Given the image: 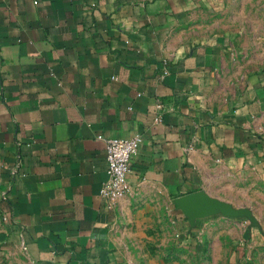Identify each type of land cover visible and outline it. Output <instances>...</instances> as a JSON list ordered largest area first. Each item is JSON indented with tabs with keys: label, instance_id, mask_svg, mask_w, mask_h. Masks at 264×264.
Listing matches in <instances>:
<instances>
[{
	"label": "crops",
	"instance_id": "0c3cea01",
	"mask_svg": "<svg viewBox=\"0 0 264 264\" xmlns=\"http://www.w3.org/2000/svg\"><path fill=\"white\" fill-rule=\"evenodd\" d=\"M201 1L0 0L1 252L111 264L130 195H101L99 134H141L131 193L154 184L175 204L216 163L264 169V90L219 98L224 42L185 36ZM174 219L192 223L178 207Z\"/></svg>",
	"mask_w": 264,
	"mask_h": 264
},
{
	"label": "rangeland",
	"instance_id": "374dc122",
	"mask_svg": "<svg viewBox=\"0 0 264 264\" xmlns=\"http://www.w3.org/2000/svg\"><path fill=\"white\" fill-rule=\"evenodd\" d=\"M185 26L187 37L224 42L217 92L225 104L255 86L264 90V0H202ZM263 170L257 159L208 168L199 191L243 212L227 215L213 208L185 223L184 232L174 219L177 204L156 185H143L127 198L111 264H264ZM0 264L34 263L13 249L0 251Z\"/></svg>",
	"mask_w": 264,
	"mask_h": 264
},
{
	"label": "built area",
	"instance_id": "2783aa9c",
	"mask_svg": "<svg viewBox=\"0 0 264 264\" xmlns=\"http://www.w3.org/2000/svg\"><path fill=\"white\" fill-rule=\"evenodd\" d=\"M162 106V103L158 104L159 109ZM97 137L105 143L108 174L101 188V195L110 202L124 200L132 192L128 180L130 162L140 150L144 138L141 134L129 138L106 137L102 134Z\"/></svg>",
	"mask_w": 264,
	"mask_h": 264
},
{
	"label": "water",
	"instance_id": "95a60500",
	"mask_svg": "<svg viewBox=\"0 0 264 264\" xmlns=\"http://www.w3.org/2000/svg\"><path fill=\"white\" fill-rule=\"evenodd\" d=\"M178 209L188 217L190 222H193L197 217H203L208 214L211 209L218 208L227 215L241 214L242 210H234L226 202L211 197L202 191H197L176 199Z\"/></svg>",
	"mask_w": 264,
	"mask_h": 264
}]
</instances>
